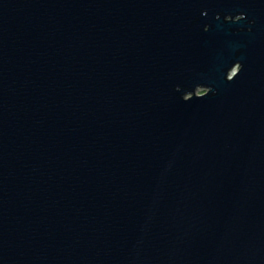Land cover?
Listing matches in <instances>:
<instances>
[{"label": "water", "instance_id": "95a60500", "mask_svg": "<svg viewBox=\"0 0 264 264\" xmlns=\"http://www.w3.org/2000/svg\"><path fill=\"white\" fill-rule=\"evenodd\" d=\"M0 264H264V0H0Z\"/></svg>", "mask_w": 264, "mask_h": 264}, {"label": "rangeland", "instance_id": "374dc122", "mask_svg": "<svg viewBox=\"0 0 264 264\" xmlns=\"http://www.w3.org/2000/svg\"><path fill=\"white\" fill-rule=\"evenodd\" d=\"M237 67L234 68L233 73L237 71ZM207 90L206 89H198L196 91L197 94H204Z\"/></svg>", "mask_w": 264, "mask_h": 264}]
</instances>
